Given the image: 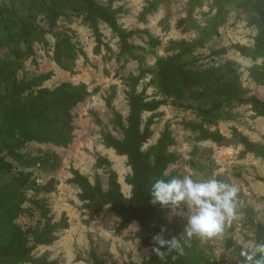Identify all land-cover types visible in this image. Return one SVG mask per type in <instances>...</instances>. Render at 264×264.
<instances>
[{
    "label": "rangeland",
    "instance_id": "1",
    "mask_svg": "<svg viewBox=\"0 0 264 264\" xmlns=\"http://www.w3.org/2000/svg\"><path fill=\"white\" fill-rule=\"evenodd\" d=\"M68 1L69 7L54 17L44 0H0V57L13 61L17 79L34 80L50 72L51 77L33 90L52 89L70 81L85 83L89 91L85 100L71 110L74 137L67 147L28 141L18 150L19 157L6 149L0 152V157L11 164L10 171L0 170V186L12 182L21 171L30 172L35 184L25 190V201L21 205L24 211L15 222L23 230L43 228L47 222L58 225L55 240L38 246L33 251L34 256H45L58 264L140 263L155 253L154 247L142 245L138 238L140 224L134 221L118 230L122 219L109 206L98 216L89 218L79 198L80 188L69 181L71 170L77 169L91 182L99 178L105 190L109 172L114 170L123 193L131 196L132 187L126 182L131 174L127 157L107 148L103 133L117 138L124 135L123 129L115 123V113H120L127 125L130 76H139L146 70L136 91L145 89L148 99L164 98L151 81L153 74L147 70L155 68L159 57L177 53L182 41L201 44L185 55L190 66L204 69L227 59L236 60L241 64L242 85L264 96L263 58L253 60L234 49L215 54L236 43L252 46L257 28L249 23L251 8L243 5L245 0H95L116 10L122 28L136 31L129 38L134 47L121 52L117 35L106 23L100 22L105 45L96 54L93 30L77 15L81 1ZM28 23L36 25L37 29L20 36L21 26ZM150 38L158 44H151ZM66 40L75 46L74 53L79 48L86 53L85 57L77 55L72 72L60 68L53 59L56 45L63 46ZM183 103L197 105L188 96ZM150 116H154L152 135L144 143V151L152 152L151 148L166 127L174 139L168 152L175 160L168 164L164 172L166 178L214 177L239 189L241 204L237 217L226 224L222 235L193 237L186 246L187 263L245 264L240 251L245 246L248 252L255 250L256 223L264 224V117L257 115L250 105H225L217 124L207 126L229 139L228 144L219 146L210 139L199 140L198 131L186 126V122L200 121L192 108L170 103L161 105L153 112L142 113L141 127ZM236 132L260 146V151L246 152ZM99 157L111 163L97 167ZM181 208L187 212L185 206ZM158 210L164 214L166 230L179 238L185 231L186 218L160 204Z\"/></svg>",
    "mask_w": 264,
    "mask_h": 264
},
{
    "label": "trees",
    "instance_id": "2",
    "mask_svg": "<svg viewBox=\"0 0 264 264\" xmlns=\"http://www.w3.org/2000/svg\"><path fill=\"white\" fill-rule=\"evenodd\" d=\"M57 17L64 8L69 7L68 0H44ZM78 16H82L93 30L95 36L94 52H100L104 46L103 35L99 23H106L117 35L121 52L130 51L134 45L129 38L136 31H127L117 21V12L111 5H102L95 0H80ZM243 5H250L251 13L249 23L257 28L252 46L240 43L232 44L217 50L215 54H225L234 49L242 56L256 60L264 59V0H245ZM149 8L146 9L148 11ZM37 26L25 24L20 28V36L28 35L36 30ZM150 43L157 45L158 41L150 38ZM198 42L179 43V51L175 54L159 57L155 68L147 70L153 74L152 83L164 98L148 99L145 89L136 91L139 76L128 78L130 89L127 91L129 114L127 125H124L120 113H115V123L123 129L122 138L111 133H103L104 144L112 148L118 155L127 157L131 174L126 179L131 185V196L127 197L118 181L116 171L110 170L108 188L105 190L99 178L91 182L89 178L77 169L71 170L69 181L80 188L79 198L87 210L89 218L98 216L105 206L114 211L122 219L118 230L127 228L132 222L140 224L138 238L142 245L155 247L152 237L164 229V237L170 239L174 236L164 226V214L158 210V204H153L150 197L151 184L158 178H166L164 172L175 156L168 152V147L174 143L168 127L165 128L157 143L151 148L152 152L144 151V143L151 137V125L154 116H150L144 127H141L143 112H153L159 106L172 104L176 107L192 108L199 122H186V126L198 131L199 140H212L217 145L229 143V139L219 130H210L207 126L216 125L222 118V109L228 104L250 105L259 116L264 117V96L245 88L240 80L241 64L227 59L218 65H211L204 69L190 66L185 55L193 52L200 46ZM75 46L66 40L64 45L57 44L53 59L65 71H73V64L78 54L86 56L79 48L78 52L72 50ZM255 74V73H253ZM46 73L34 80H18L13 61L0 57V152L6 149L11 155L19 157L20 150L28 141L37 143H50L55 146L67 147L73 140V115L71 113L80 102L88 96L89 91L85 83L74 84L64 81L50 89L39 86L51 77ZM255 78H257L255 76ZM28 91V93H27ZM196 101V106H187L183 103L186 97ZM107 105L111 103L107 100ZM240 142L245 146L246 152H258L260 146L251 142L246 136L236 132ZM152 153V154H151ZM111 162L99 157L96 166L102 167ZM11 164L0 157V170L10 171ZM30 172L21 171L12 182L0 186V264H58L57 261L48 260L45 256H34L33 251L40 245H49L55 240L54 232L57 224L47 222L43 228L22 227L15 222L23 213L21 208L25 201V190L34 187ZM31 214V212H29ZM46 215V212H43ZM66 226V225H65ZM264 243V224L256 223V244ZM162 250H166L162 249ZM126 264H188L185 254L172 259V254L161 260L156 253L140 263Z\"/></svg>",
    "mask_w": 264,
    "mask_h": 264
},
{
    "label": "clouds",
    "instance_id": "3",
    "mask_svg": "<svg viewBox=\"0 0 264 264\" xmlns=\"http://www.w3.org/2000/svg\"><path fill=\"white\" fill-rule=\"evenodd\" d=\"M239 189L217 178L194 179L191 175L183 177L158 178L150 188L153 204H160L176 211L186 218L184 233L178 238L164 237V229L152 237L153 251L164 260L172 254V259L185 254V247L193 237H214L222 235L226 224L234 220L240 207ZM187 208L183 211L181 206ZM178 210V211H177ZM166 250H162L165 249ZM245 264H264V243L256 245L248 252L246 246L240 251Z\"/></svg>",
    "mask_w": 264,
    "mask_h": 264
}]
</instances>
